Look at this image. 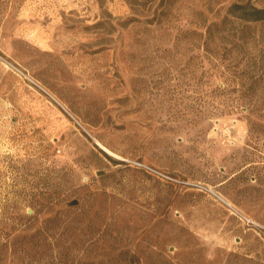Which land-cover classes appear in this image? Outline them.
Returning <instances> with one entry per match:
<instances>
[{
    "label": "rangeland",
    "instance_id": "obj_1",
    "mask_svg": "<svg viewBox=\"0 0 264 264\" xmlns=\"http://www.w3.org/2000/svg\"><path fill=\"white\" fill-rule=\"evenodd\" d=\"M237 1L0 0V264H264Z\"/></svg>",
    "mask_w": 264,
    "mask_h": 264
},
{
    "label": "trees",
    "instance_id": "obj_2",
    "mask_svg": "<svg viewBox=\"0 0 264 264\" xmlns=\"http://www.w3.org/2000/svg\"><path fill=\"white\" fill-rule=\"evenodd\" d=\"M229 12L233 13L237 17L246 21H264V6L259 7L251 4L249 1H237L234 2L230 8ZM61 260L55 259L51 264H60Z\"/></svg>",
    "mask_w": 264,
    "mask_h": 264
},
{
    "label": "water",
    "instance_id": "obj_3",
    "mask_svg": "<svg viewBox=\"0 0 264 264\" xmlns=\"http://www.w3.org/2000/svg\"><path fill=\"white\" fill-rule=\"evenodd\" d=\"M76 202H77V200L75 199V200L72 201V204H76Z\"/></svg>",
    "mask_w": 264,
    "mask_h": 264
},
{
    "label": "bare ground",
    "instance_id": "obj_4",
    "mask_svg": "<svg viewBox=\"0 0 264 264\" xmlns=\"http://www.w3.org/2000/svg\"><path fill=\"white\" fill-rule=\"evenodd\" d=\"M222 200H224L220 195H218Z\"/></svg>",
    "mask_w": 264,
    "mask_h": 264
}]
</instances>
